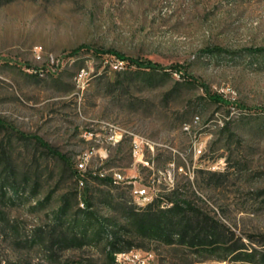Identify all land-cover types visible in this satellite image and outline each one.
<instances>
[{"label":"rangeland","instance_id":"obj_1","mask_svg":"<svg viewBox=\"0 0 264 264\" xmlns=\"http://www.w3.org/2000/svg\"><path fill=\"white\" fill-rule=\"evenodd\" d=\"M81 45L88 49L72 56ZM260 48L264 0H0L1 262L111 264L116 233L119 247L134 238L135 247L153 249L157 264H248L219 258L224 250L133 237L124 216L141 207L134 184L160 201L177 188L264 251ZM112 125L127 131L120 143L105 139ZM136 137L145 141L141 157ZM94 148L81 185L76 161ZM96 168L126 180L92 175Z\"/></svg>","mask_w":264,"mask_h":264},{"label":"trees","instance_id":"obj_2","mask_svg":"<svg viewBox=\"0 0 264 264\" xmlns=\"http://www.w3.org/2000/svg\"><path fill=\"white\" fill-rule=\"evenodd\" d=\"M88 49V46L81 45L74 48L71 51V55H78L83 50ZM96 52L101 51L102 53H112L123 61H129L140 68H148L152 71H163L167 67L153 62L144 61L141 59H135L126 57L123 54L102 49L95 50ZM258 51H264V48L258 49ZM100 54V53H98ZM169 68H175L181 70L182 66L172 65ZM192 78V77H191ZM193 82H198L192 78ZM203 85V84H202ZM204 86V85H203ZM209 98L214 102H223V98L216 93H210L206 88ZM0 126L2 123L0 121ZM40 144L44 145L51 153L59 155L64 158L63 154H60L57 149H54L49 143L36 137ZM107 179V178H104ZM14 193L17 190L13 189ZM171 198L167 201H160L159 196L155 197L154 200L147 205L145 208H130L125 213L124 218L126 222L132 227L133 237L141 238H158L167 245L180 244L184 247H191L198 253L209 252L211 255L215 254L217 250H224V254L219 258L231 259L233 261H241L248 264H264V251H261L255 247L245 244L242 237L238 236L235 231L229 227L215 221L212 217L206 216L201 212H198L192 205L191 202L183 198V194L179 192L177 188L172 189ZM0 195L6 196L7 192L2 186H0ZM161 203H165L162 205ZM145 205V204H141ZM88 205L85 207L88 209ZM67 209L63 207L60 210V214L65 213ZM111 236V248L108 252V258L111 264L115 262V253L123 250H129L135 247L134 238L131 241H127L123 247L118 245L124 241L123 237L118 234H110ZM3 239L0 238V253L3 246ZM148 249V248H147ZM0 264H12L3 263L0 259Z\"/></svg>","mask_w":264,"mask_h":264},{"label":"built area","instance_id":"obj_3","mask_svg":"<svg viewBox=\"0 0 264 264\" xmlns=\"http://www.w3.org/2000/svg\"><path fill=\"white\" fill-rule=\"evenodd\" d=\"M126 130L122 129L118 125H112L108 131L105 139L110 144L120 143L123 139ZM144 144L145 141L141 137H136L134 139L133 152L135 156H143L144 154ZM99 152L98 149H92L81 153L76 161L77 171L80 175V184L84 185L85 174L88 170V166L94 154ZM102 158H106L107 154L102 153ZM92 175H96L100 178L110 177L115 184H119L126 180V176L116 169H94L91 171ZM130 184H132L130 182ZM133 198L134 200H141V198H148V205L158 196L157 191L153 190L151 192V187L143 184L133 185ZM84 203V202H83ZM147 205H141L139 208H145ZM114 264H157V254L153 249H142V248H132L129 250H123L115 253Z\"/></svg>","mask_w":264,"mask_h":264},{"label":"bare ground","instance_id":"obj_4","mask_svg":"<svg viewBox=\"0 0 264 264\" xmlns=\"http://www.w3.org/2000/svg\"><path fill=\"white\" fill-rule=\"evenodd\" d=\"M135 202H138L140 204H148V198H141V200H135ZM84 207V203L81 204Z\"/></svg>","mask_w":264,"mask_h":264}]
</instances>
